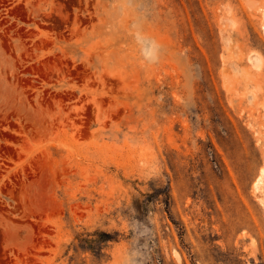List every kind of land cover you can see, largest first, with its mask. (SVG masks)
I'll return each instance as SVG.
<instances>
[{"label": "rangeland", "instance_id": "374dc122", "mask_svg": "<svg viewBox=\"0 0 264 264\" xmlns=\"http://www.w3.org/2000/svg\"><path fill=\"white\" fill-rule=\"evenodd\" d=\"M263 191L264 0H0V264H264Z\"/></svg>", "mask_w": 264, "mask_h": 264}, {"label": "clouds", "instance_id": "9594fccd", "mask_svg": "<svg viewBox=\"0 0 264 264\" xmlns=\"http://www.w3.org/2000/svg\"><path fill=\"white\" fill-rule=\"evenodd\" d=\"M145 231L143 232H137V239H141L144 236L148 234L149 229H147V226H145ZM133 230L136 231L135 226H133ZM139 255V249L133 248L129 251L128 256L126 257L125 264H136V258Z\"/></svg>", "mask_w": 264, "mask_h": 264}, {"label": "bare ground", "instance_id": "6f19581e", "mask_svg": "<svg viewBox=\"0 0 264 264\" xmlns=\"http://www.w3.org/2000/svg\"><path fill=\"white\" fill-rule=\"evenodd\" d=\"M250 60H252L253 61V59L255 60L256 58H253V56H250V58H249ZM258 59V58H257ZM255 62H256V60H255ZM254 64V63H253ZM255 65H257L256 63L254 64V66ZM261 179H262V177L260 176L259 178H258V180L256 181V188L258 189V190H260L261 188H262V185H261ZM262 193H264V191L262 192ZM260 195V194H259ZM258 195V196H259ZM264 196V195H263ZM260 198H262L261 196H260ZM262 200H264V199H262ZM264 202V201H263Z\"/></svg>", "mask_w": 264, "mask_h": 264}]
</instances>
